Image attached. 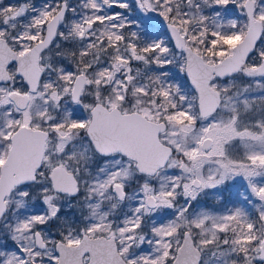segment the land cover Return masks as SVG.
Returning <instances> with one entry per match:
<instances>
[{"label":"snow or ice","instance_id":"1","mask_svg":"<svg viewBox=\"0 0 264 264\" xmlns=\"http://www.w3.org/2000/svg\"><path fill=\"white\" fill-rule=\"evenodd\" d=\"M133 3L0 0V264H264V0Z\"/></svg>","mask_w":264,"mask_h":264},{"label":"rangeland","instance_id":"2","mask_svg":"<svg viewBox=\"0 0 264 264\" xmlns=\"http://www.w3.org/2000/svg\"><path fill=\"white\" fill-rule=\"evenodd\" d=\"M34 0H28V2L33 4ZM9 4H13L14 5V1L13 0H9ZM26 0L24 2H19L15 5H19V4H23L25 3ZM129 4L133 3V0H128ZM44 3V0H39V4L37 6H42ZM73 6V5H72ZM135 7V5H134ZM109 12H126L125 9H120L118 7H113L112 9L108 10ZM67 16L69 18L72 17V13L69 12L67 14ZM131 18V17H130ZM125 31H128V29H125ZM162 39L165 40L166 42V38L167 36H161ZM167 43V42H166ZM169 47H171V45L169 43H167ZM259 44V42H258ZM176 51V50H175ZM178 53V51H177ZM179 54V53H178ZM63 63H66L65 66L68 68H71V64H69L68 61H64ZM132 67L134 69V71L138 68L140 69V71L142 73H151V72H159L162 71V69H157L155 65L150 66L149 68H145V66L141 63V62H137V61H133L132 62ZM168 67H172V66H168ZM183 75V74H181ZM226 80L228 78H225ZM249 78H242L243 83L248 82ZM231 155L234 158H241L243 155V149L240 147H236L233 148L231 151ZM173 172H177L179 170H172ZM247 187V182L244 181L242 178L238 177L236 181H230L229 183L216 188V189H207L205 190V192L201 193V195L197 198V201L192 202V209H190V211L195 210L197 212L204 210V211H209V212H213L216 214H223L226 213L229 209L236 207V206H240V207H245L247 211H249L250 215L252 216L253 219L258 217V212H257V208L259 206V201H257L254 197L252 198V202L251 203H243V204H238L237 200L239 199L236 195L237 191L243 192L244 188ZM129 191H131V189H129ZM69 201H62V204L64 205V207H62L61 210V214L63 216H66L70 219H75L74 217V212L72 211H67L69 208L68 205ZM177 203L178 204H183L184 203V198L183 197H178L177 198ZM253 203L256 205V207H253ZM71 204L73 206V201L71 200ZM172 210L170 209H165L162 210L158 213L155 214L154 217L149 218L148 220H146L145 225L143 226L144 228V233L147 236H150L151 234V226H152V222L155 221V223L157 225L161 224V223H167L169 220L174 219L175 216L174 215H170L169 213H171ZM51 232L56 235V225L51 228ZM152 248L150 245L144 244L140 247L139 251L144 253V254H149L151 252Z\"/></svg>","mask_w":264,"mask_h":264},{"label":"flooded vegetation","instance_id":"3","mask_svg":"<svg viewBox=\"0 0 264 264\" xmlns=\"http://www.w3.org/2000/svg\"><path fill=\"white\" fill-rule=\"evenodd\" d=\"M14 2V5L15 4H17V3H19V2H24L25 0H13ZM4 3L5 4H9L10 2H9V0H4ZM73 4H71V6L73 5V6H78L80 3H82V0H73V2H72ZM33 4H35V5H38L39 4V0H34L33 1ZM130 6H132L133 8H134V3H130ZM134 12H136V11H133L132 12V16H134ZM175 50V49H174ZM66 63H64V65H65ZM86 115V114H85ZM134 187H135V185H134ZM71 200L73 201V206H72V209H69V210H67V211H72V212H74L73 214H74V217H75V219L76 220H78L79 218H80V213H81V211H82V208H81V204H82V201H77V199L76 198H71ZM125 211L127 210L126 208L124 209ZM55 226V224H53V226H52V228ZM56 235H58V234H56ZM11 242H9V244H10Z\"/></svg>","mask_w":264,"mask_h":264},{"label":"trees","instance_id":"4","mask_svg":"<svg viewBox=\"0 0 264 264\" xmlns=\"http://www.w3.org/2000/svg\"><path fill=\"white\" fill-rule=\"evenodd\" d=\"M72 2H73V0H70V3H71V4H73ZM136 14H137V13L134 12V16H135ZM166 42L169 43V44L171 45V47L173 48V46H172V44H171V42H170V39H169L168 37L166 38ZM173 49H174V48H173ZM181 76H183V75H181Z\"/></svg>","mask_w":264,"mask_h":264},{"label":"water","instance_id":"5","mask_svg":"<svg viewBox=\"0 0 264 264\" xmlns=\"http://www.w3.org/2000/svg\"><path fill=\"white\" fill-rule=\"evenodd\" d=\"M167 37L170 39V42H171V44H172V46H173V48H174V40L171 38V35H170V33H168V35H167ZM176 50V49H175ZM176 51H178V50H176ZM189 84H190V82H188Z\"/></svg>","mask_w":264,"mask_h":264}]
</instances>
